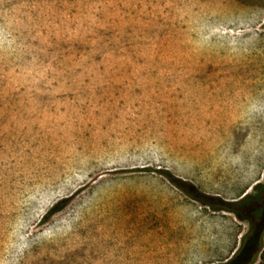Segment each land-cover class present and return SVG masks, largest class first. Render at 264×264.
Instances as JSON below:
<instances>
[{
	"label": "rangeland",
	"instance_id": "obj_1",
	"mask_svg": "<svg viewBox=\"0 0 264 264\" xmlns=\"http://www.w3.org/2000/svg\"><path fill=\"white\" fill-rule=\"evenodd\" d=\"M262 230L264 0H0V264H227Z\"/></svg>",
	"mask_w": 264,
	"mask_h": 264
},
{
	"label": "trees",
	"instance_id": "obj_2",
	"mask_svg": "<svg viewBox=\"0 0 264 264\" xmlns=\"http://www.w3.org/2000/svg\"><path fill=\"white\" fill-rule=\"evenodd\" d=\"M257 237L258 238L254 241L251 236L250 240L245 242L243 246L236 251L227 264H254L255 257L261 251V241L264 237V230H262Z\"/></svg>",
	"mask_w": 264,
	"mask_h": 264
}]
</instances>
